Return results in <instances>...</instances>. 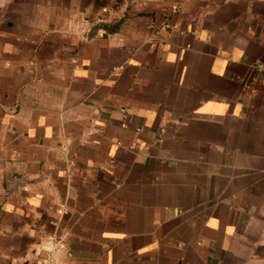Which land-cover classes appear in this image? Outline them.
<instances>
[{
    "label": "crops",
    "instance_id": "1",
    "mask_svg": "<svg viewBox=\"0 0 264 264\" xmlns=\"http://www.w3.org/2000/svg\"><path fill=\"white\" fill-rule=\"evenodd\" d=\"M47 259L264 264V0H0V264Z\"/></svg>",
    "mask_w": 264,
    "mask_h": 264
},
{
    "label": "built area",
    "instance_id": "2",
    "mask_svg": "<svg viewBox=\"0 0 264 264\" xmlns=\"http://www.w3.org/2000/svg\"><path fill=\"white\" fill-rule=\"evenodd\" d=\"M98 34H99L100 36H102V35H103V32H102V31H99ZM46 264H53V263H52L51 259H47V260H46Z\"/></svg>",
    "mask_w": 264,
    "mask_h": 264
}]
</instances>
